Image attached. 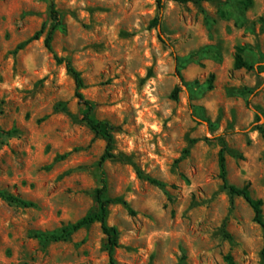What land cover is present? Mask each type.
I'll return each instance as SVG.
<instances>
[{
	"label": "rangeland",
	"instance_id": "1",
	"mask_svg": "<svg viewBox=\"0 0 264 264\" xmlns=\"http://www.w3.org/2000/svg\"><path fill=\"white\" fill-rule=\"evenodd\" d=\"M159 1L0 0V130L13 131L0 139V191L33 203L0 196V264H106L99 223L46 237L95 209L103 170L121 199L108 217L120 264H264L263 228L219 176L226 146L229 182L264 201V0ZM53 9L54 53L117 127V158L102 166L106 140L45 44ZM238 46L263 73L234 68Z\"/></svg>",
	"mask_w": 264,
	"mask_h": 264
},
{
	"label": "trees",
	"instance_id": "2",
	"mask_svg": "<svg viewBox=\"0 0 264 264\" xmlns=\"http://www.w3.org/2000/svg\"><path fill=\"white\" fill-rule=\"evenodd\" d=\"M174 2L180 4H202L204 2H212L216 0H172ZM242 6L244 9H248L253 5V0H241ZM164 4L160 0L159 1V9L163 10ZM54 23L52 24L46 40L45 44L47 49L52 52L55 56L56 62L59 65H65L68 73L73 77L76 85V97L78 98L81 105L84 106V110L82 112V120L85 122L88 127L94 132L97 137H101L106 140V149L105 153L102 155L100 160V166H102L106 161L117 158L115 153L116 147V126H114L109 121L100 120L97 118V108L98 104L90 99H87L83 93V89L85 88V81L83 78L82 73L76 69L71 59L66 57H60L54 53L53 49V36L55 31L60 26V18L59 13L53 9L52 10ZM161 21V16H158L152 21L153 26H158ZM40 33H37L33 39L39 38ZM27 43L23 44L26 45ZM246 48L243 46H238L236 48V55H235V62L234 68L237 70L246 69L248 71H255L257 73H263L262 69L254 63L249 62L246 60L244 53ZM180 81L184 82L183 76L180 74ZM215 76L211 75L210 84L214 81ZM181 91V86L177 85L173 91L172 96L174 98L178 97L179 92ZM258 120L260 117L258 116ZM257 129L261 132L264 137V128L262 126H258ZM13 131H4L0 130V139L5 135H11ZM219 176L223 181L224 187L230 192L233 196H242L248 204L252 207L254 211V221L259 224L264 231V201L262 199H255L251 195L249 185H245L244 187L240 188L236 185H233L229 182V172L227 167V158H226V146H224L219 153ZM102 186L97 188L95 191V209L91 210L86 216L82 219L77 221L74 224L64 227L60 233H53V234H46V237L49 240L53 241H62L68 240L74 233L78 232L80 229L93 225L95 223H99L101 225V229L106 236V248L109 255V261L106 264H120L117 259L115 258L116 250L120 247V237L121 233L120 230L116 226H111L108 224V217L110 214V206L115 203L121 201V199H111L109 197V185L106 178V173L102 171ZM153 182L158 183L157 181L153 180ZM0 196L3 197L11 204L21 205L24 207H31L33 206L32 202L26 201L20 196H16L13 194H5L0 191ZM264 240V236H263ZM262 259L264 262V242L263 248L261 251ZM226 260L229 264H236L232 256H227Z\"/></svg>",
	"mask_w": 264,
	"mask_h": 264
}]
</instances>
